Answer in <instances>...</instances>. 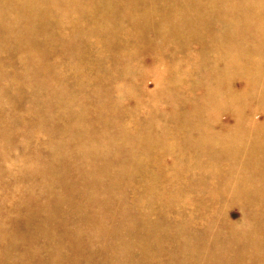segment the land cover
<instances>
[{
  "label": "rangeland",
  "instance_id": "374dc122",
  "mask_svg": "<svg viewBox=\"0 0 264 264\" xmlns=\"http://www.w3.org/2000/svg\"><path fill=\"white\" fill-rule=\"evenodd\" d=\"M164 1L0 0V264H264V0Z\"/></svg>",
  "mask_w": 264,
  "mask_h": 264
},
{
  "label": "bare ground",
  "instance_id": "6f19581e",
  "mask_svg": "<svg viewBox=\"0 0 264 264\" xmlns=\"http://www.w3.org/2000/svg\"><path fill=\"white\" fill-rule=\"evenodd\" d=\"M151 1H152V0H151ZM189 1H191V0H189ZM189 1L187 0V1L185 2V0H165V1H164V2H165L164 4L166 5V7H165V12L169 11V9H173V10H174V9H178V8L180 7V6H179V2L182 3V4H184L185 9L187 8V10L190 9V8L193 9L194 7L199 6V5L197 4L196 1H195V3H190ZM192 1H193V0H192ZM103 2H108V0H103ZM187 2H189V4H187ZM149 3H151V2H149ZM162 3H163V0H162ZM144 5H146V4L144 3ZM182 6H183V5H182ZM201 6H203V4H202ZM146 7H147V6H146ZM150 7H151V6H150ZM150 7H149V8H150ZM153 7H154V6H153ZM151 8H152V7H151ZM151 8H150V9H151ZM162 8H164V7H162ZM166 8H167L168 10H167ZM197 8H198V7H197ZM197 8H196V9H197ZM147 9H148V8H147ZM150 9H148V10H150ZM154 9H155V11L158 10V9H156V8H154ZM192 9H191V10H192ZM194 9H195V8H194ZM173 10L170 11L171 14L169 13V15H171V18L173 17V16H172V15H173V14H172ZM182 10H183V9H182ZM191 10H188V11H191ZM151 11H152V10H150V12H151ZM158 11L160 12V9H159ZM163 11H164V10H163ZM176 11H177V10H175V12H176ZM178 11H179V10H178ZM183 11H184V10H183ZM193 11H194V10H193ZM196 11H197V10H196ZM156 12H157V11H156ZM156 12H155V13H156ZM159 12H158V13H159ZM179 12H180V11H179ZM179 12H178V13H179ZM182 13H183V12H182ZM182 13H180V14H182ZM160 14H161V13H160ZM160 14H159V16H160V18H162V17L164 16V14H162L163 16L160 15ZM166 14H167V13H166ZM166 14H165V15H166ZM88 15H89V14H88ZM90 15H91V14H90ZM161 16H162V17H161ZM155 18H157V17H155ZM164 18H167L168 21H170V18H169V17L164 16ZM164 18H163V19H164ZM158 19H159V17H158ZM99 20H100V19H99ZM157 21H158V20H157Z\"/></svg>",
  "mask_w": 264,
  "mask_h": 264
}]
</instances>
